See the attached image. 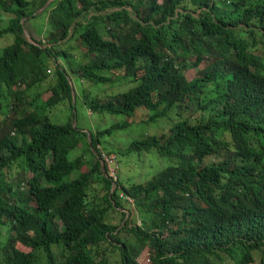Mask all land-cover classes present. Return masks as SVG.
<instances>
[{"label":"trees","instance_id":"1","mask_svg":"<svg viewBox=\"0 0 264 264\" xmlns=\"http://www.w3.org/2000/svg\"><path fill=\"white\" fill-rule=\"evenodd\" d=\"M5 35L0 264H140L145 249L150 264H264V0H0ZM76 79L134 84L81 93L91 113L130 120L78 129ZM45 82L46 99L34 94ZM158 119L171 125L120 152L171 164L126 184L101 139ZM102 152L117 156L115 188Z\"/></svg>","mask_w":264,"mask_h":264},{"label":"rangeland","instance_id":"2","mask_svg":"<svg viewBox=\"0 0 264 264\" xmlns=\"http://www.w3.org/2000/svg\"><path fill=\"white\" fill-rule=\"evenodd\" d=\"M32 1V0H28ZM229 1H235V0H229ZM261 0H251L253 3H260ZM50 3H48L46 6H44L36 15L40 14L43 10H45ZM34 27H32V32L29 30V28L25 27V35L27 39L32 41V34H34L36 37H41L38 34L42 33V29L44 26L45 20L38 16L37 18H34L31 20ZM36 29V31H35ZM34 30V31H33ZM45 30V28H44ZM45 33V32H44ZM14 38L10 35H5L2 39H0V52L6 48L7 46L11 45L13 43ZM200 68H204V65H202ZM198 69H189L187 71V77L189 80H192L197 73ZM55 83V82H54ZM74 87L78 94L76 109H75V119L74 124L78 127V129L90 133L94 132L96 128L106 129L110 127L114 123L124 122L127 120H130L128 117L123 115H110V114H104L99 115L97 113H91L88 108L83 104V100L81 98L82 91L86 88L90 92H92V95L95 97L100 98H108L112 95L123 91V87H121V84H118V86H115V84H100V85H94V84H88V83H82L79 79L74 80ZM134 84H131L128 89H130ZM48 88L49 84L45 82L42 87L38 89H34V94H38V92H42L44 95V98L46 99L50 94H48ZM127 89V90H128ZM37 90V91H36ZM125 90V91H127ZM123 91V92H125ZM66 106H62L59 108H55L53 110V121L55 123H61L60 119L62 120L65 116L66 118L70 115V109L69 107L65 108ZM59 119V120H58ZM171 125L169 121L166 119H158L157 122H154L152 124H133L131 127L119 130L114 132V134L110 137L106 136L101 139L103 145L105 147H108V149L112 151H116L119 156V160L121 162V172H120V179L124 180L126 184H145L148 180L152 179L158 172L166 168L171 164V160L167 158L160 157L159 154L156 151H151L150 153H143V154H132V155H123L120 150L125 152V150L128 148V146L138 139H144L149 135L154 134H161L163 130L168 128ZM89 139V138H88ZM102 145V148H105ZM83 153V149L78 148L74 152V156H79ZM86 159L88 161H94L95 157H97V152H91L87 153L85 155ZM109 222L111 224H121L122 227H124V223H122L121 218L119 215L112 214L111 217H109ZM132 243H135L134 238L131 240ZM140 264H150L149 259V253L148 250L145 249L140 257L138 258Z\"/></svg>","mask_w":264,"mask_h":264},{"label":"built area","instance_id":"3","mask_svg":"<svg viewBox=\"0 0 264 264\" xmlns=\"http://www.w3.org/2000/svg\"><path fill=\"white\" fill-rule=\"evenodd\" d=\"M101 163L105 170V173L108 175L110 179L114 181V188L116 187V183L118 181V173L120 169V165L115 154H110L106 152H102ZM129 202L133 203L134 201L130 198H127Z\"/></svg>","mask_w":264,"mask_h":264},{"label":"water","instance_id":"4","mask_svg":"<svg viewBox=\"0 0 264 264\" xmlns=\"http://www.w3.org/2000/svg\"><path fill=\"white\" fill-rule=\"evenodd\" d=\"M51 2V1H50ZM26 32V31H25ZM72 88L74 89V86H72ZM73 98H74V105H76V94L75 93H73Z\"/></svg>","mask_w":264,"mask_h":264}]
</instances>
